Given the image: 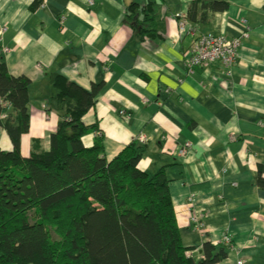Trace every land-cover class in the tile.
Listing matches in <instances>:
<instances>
[{
  "label": "crops",
  "instance_id": "crops-1",
  "mask_svg": "<svg viewBox=\"0 0 264 264\" xmlns=\"http://www.w3.org/2000/svg\"><path fill=\"white\" fill-rule=\"evenodd\" d=\"M192 1L0 0V63L30 82L20 153L30 154L32 140L49 147L64 112L55 76L86 91L100 83L82 123L102 135L108 159L136 143L141 171L164 169L182 245L197 251L229 234L218 264H264V189L256 183L260 169L264 179V0H225L228 9L207 26L181 33ZM151 3L154 32L141 37L129 8ZM199 34L241 40L230 69H189ZM0 148L11 150L1 129Z\"/></svg>",
  "mask_w": 264,
  "mask_h": 264
},
{
  "label": "trees",
  "instance_id": "trees-1",
  "mask_svg": "<svg viewBox=\"0 0 264 264\" xmlns=\"http://www.w3.org/2000/svg\"><path fill=\"white\" fill-rule=\"evenodd\" d=\"M154 5L129 8L127 18L141 37L154 32ZM228 7L225 0H195L184 20L207 26ZM29 83L0 63V129L11 145L0 148V264H218L227 258L223 244L206 242L197 251L182 245L164 169L138 168L143 146L131 143L112 159L105 156L102 135L81 121L102 84L86 91L55 76V100L64 112L48 149L32 140L23 156ZM261 172L256 183L264 189Z\"/></svg>",
  "mask_w": 264,
  "mask_h": 264
},
{
  "label": "built area",
  "instance_id": "built-area-1",
  "mask_svg": "<svg viewBox=\"0 0 264 264\" xmlns=\"http://www.w3.org/2000/svg\"><path fill=\"white\" fill-rule=\"evenodd\" d=\"M42 5V3H41ZM179 31L181 33H190L191 27L184 20V18H179L178 21ZM240 39L228 40L222 35L213 34H199L194 36L188 51V61L187 66L189 69H194L195 67L206 65H219L225 69H230L237 58V48L240 45ZM5 52L8 50L3 49ZM139 142L144 143V138L139 137ZM231 243V236L225 234L222 240L217 244H223L229 246ZM214 245V244H213ZM236 264H242L240 261Z\"/></svg>",
  "mask_w": 264,
  "mask_h": 264
}]
</instances>
